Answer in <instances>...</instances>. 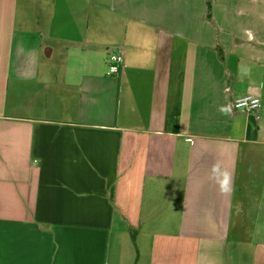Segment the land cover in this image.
I'll list each match as a JSON object with an SVG mask.
<instances>
[{
    "label": "crops",
    "instance_id": "crops-1",
    "mask_svg": "<svg viewBox=\"0 0 264 264\" xmlns=\"http://www.w3.org/2000/svg\"><path fill=\"white\" fill-rule=\"evenodd\" d=\"M210 3L0 0V264H264V0Z\"/></svg>",
    "mask_w": 264,
    "mask_h": 264
},
{
    "label": "clouds",
    "instance_id": "clouds-1",
    "mask_svg": "<svg viewBox=\"0 0 264 264\" xmlns=\"http://www.w3.org/2000/svg\"><path fill=\"white\" fill-rule=\"evenodd\" d=\"M243 74L247 73V70H242ZM238 107H247L248 106V99L244 98L242 100L238 101ZM259 106V100L254 99L252 100V107H258ZM222 114H227L230 109L227 108H221L220 109ZM211 175L209 176V179L213 180L219 189V192L223 195L230 194L233 190L232 187V172L228 170V168L224 167L223 163L221 161H216L212 167H211Z\"/></svg>",
    "mask_w": 264,
    "mask_h": 264
},
{
    "label": "built area",
    "instance_id": "built-area-1",
    "mask_svg": "<svg viewBox=\"0 0 264 264\" xmlns=\"http://www.w3.org/2000/svg\"><path fill=\"white\" fill-rule=\"evenodd\" d=\"M124 66V56H123V51L122 49H114L112 50V53L109 55L108 59V75L113 76V75H118L121 70L123 69ZM244 98L248 99V106L247 107H238V101L242 100ZM258 99L259 100V106L258 107H252V100ZM261 100L259 97L253 96V95H245L243 97H240L236 99L233 103V106L235 109H241L246 112H255L257 113L260 108H261Z\"/></svg>",
    "mask_w": 264,
    "mask_h": 264
},
{
    "label": "trees",
    "instance_id": "trees-1",
    "mask_svg": "<svg viewBox=\"0 0 264 264\" xmlns=\"http://www.w3.org/2000/svg\"><path fill=\"white\" fill-rule=\"evenodd\" d=\"M207 6H208V19H211V3H210V0H207ZM218 54L221 58L223 57V51H222L220 45H218Z\"/></svg>",
    "mask_w": 264,
    "mask_h": 264
},
{
    "label": "rangeland",
    "instance_id": "rangeland-1",
    "mask_svg": "<svg viewBox=\"0 0 264 264\" xmlns=\"http://www.w3.org/2000/svg\"><path fill=\"white\" fill-rule=\"evenodd\" d=\"M34 14V13H33ZM35 14H37V13H35ZM35 43H36V41H35ZM37 43H38V41H37Z\"/></svg>",
    "mask_w": 264,
    "mask_h": 264
}]
</instances>
